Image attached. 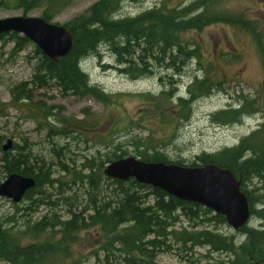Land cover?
Instances as JSON below:
<instances>
[{
  "label": "trees",
  "instance_id": "obj_1",
  "mask_svg": "<svg viewBox=\"0 0 264 264\" xmlns=\"http://www.w3.org/2000/svg\"><path fill=\"white\" fill-rule=\"evenodd\" d=\"M75 1L7 0L4 6L20 8L25 12L40 8L41 18L50 23ZM124 1L127 0H99L86 12L65 24L73 39V49L64 59L54 62L36 50L40 59L34 75L29 83H23L11 91V103L27 104L32 100L33 90L52 86L62 93L78 98L90 96L106 104L110 97L90 86L87 76L80 69L81 61L97 54L99 48L107 47L122 68L118 71L132 80L150 74L154 66L181 76L189 63L199 62L198 48L183 39L184 32L201 30L211 24L237 21L217 14L214 8L218 0H207L202 6L192 2L171 8L162 1L134 18L113 19ZM244 25L249 30L253 29L250 23ZM255 37L260 38V35L256 34ZM3 39L13 41L18 51L29 43L25 37L15 33L0 35V40ZM135 60L138 67L132 68ZM174 86L172 83L169 90L160 91V96L169 97L174 92ZM215 87L208 81L206 74L200 80H195L187 89V98H176L175 123L188 121L193 103L208 96ZM145 97L152 101L149 94ZM150 104L152 107H145L143 114L161 116L164 106L153 102ZM247 106L245 104L237 110L219 112L213 116V120L216 123H227L233 121L235 116L239 119L253 112L252 109L247 110ZM39 112L30 110V114ZM262 120L257 130L241 139L236 146L214 154L199 155L195 163L186 166L216 165L228 169L240 180L241 191L249 203L250 216L258 220L260 226L255 228L247 225L240 229L238 232L243 240L238 245L233 237L219 233L226 225L224 217L200 205L170 197L159 189L140 185L132 179L116 181L104 177L105 165L130 155L120 144L112 145L111 140L104 145L108 151L97 164L84 160L79 172L63 165L58 167L63 177L72 178L71 183L63 179L64 184L52 179L51 164L46 165L40 160L30 164L29 157L23 154V148L17 154H3L0 162L5 177L16 173L35 181L34 188L27 191L22 200L28 201L30 206H46L53 214L44 216L32 225L23 226L18 232L6 228L8 222L0 221V262L62 264L61 260L70 259L69 247L77 241L78 235L82 231L96 228L98 241L103 245L92 256L96 259L95 264H159L157 258L162 254H172L180 249L192 252L196 247L229 255L226 260L215 264H264V209L255 210L254 200L243 189L245 182L258 179L264 191V117ZM128 122V130L131 125L139 126L132 121ZM140 123L141 128L147 125V122ZM73 124L71 129L59 131L58 135L69 140L71 137L86 136L95 129V125H87L83 120ZM132 142L133 154L143 162L185 166L183 162H170L167 159L161 147L165 144L163 141L155 144L149 136L144 139L135 136ZM97 155L100 156L99 151ZM62 160L59 159L60 162ZM63 162L68 166L69 160L64 158ZM71 163V166L75 165ZM85 172L86 175H82ZM74 182L87 185V191L84 192L88 201L86 206H82L77 196H73V199L66 196L70 192L69 185H74ZM55 184L59 187L58 193L53 189ZM44 187L53 191L47 194L43 191ZM262 199L264 195L259 196L257 202ZM58 209L66 212L67 219L58 214ZM181 221L192 225L191 229L183 227ZM55 238L57 241L53 242ZM27 239L37 241L33 242V246L22 247L21 244ZM39 244L41 246L37 247ZM60 255L63 258H59Z\"/></svg>",
  "mask_w": 264,
  "mask_h": 264
},
{
  "label": "rangeland",
  "instance_id": "obj_2",
  "mask_svg": "<svg viewBox=\"0 0 264 264\" xmlns=\"http://www.w3.org/2000/svg\"><path fill=\"white\" fill-rule=\"evenodd\" d=\"M6 1L0 0V20L14 17L41 18L40 8L25 12L20 8L4 6ZM97 1L77 0L52 23L63 26L86 12ZM162 1L171 8L192 2H198L202 6L207 0L128 1L122 4L118 17L136 16ZM214 10L217 14L237 21L211 24L201 30L184 32L183 39L198 48L199 62L189 63L181 76L154 66L147 77L132 80L116 69L114 54L107 47L99 48L97 56L81 61V70L87 75L90 86L110 97L106 104L90 96L78 98L65 94L50 86L33 90L29 103L13 105L11 91L31 81L40 55L36 53V46L30 42L18 51V46L13 41L0 40V159L5 153L2 150L3 145L11 140L13 146L7 152L13 155L23 148V154L29 157L30 164L34 160L51 164L54 172L52 179L60 180L59 183L64 184L63 179L66 178L67 183H71L72 178L63 177V173L57 168L60 158L62 161L64 158L69 160L67 165L74 162L73 167L79 172L84 160L97 164L108 151L104 145L111 140L112 145L120 144L130 154L126 158L138 159L133 154L132 138L138 136L144 139L149 136L155 144L159 141L165 143L161 147L170 162H183L186 166L195 163V158L199 155L214 154L224 148L236 146L241 139L257 130L264 117V0H218ZM244 23H250L253 29L249 30ZM256 34L260 38H256ZM204 74L213 87L214 84L216 87L208 96L193 103L188 121L175 123L176 98H187V89ZM172 83L175 85L174 92L167 98L161 97L160 91L169 90ZM148 94L152 101L145 97ZM151 102L164 106L161 116L143 114L145 107H152ZM250 102L254 104L250 105ZM245 104L248 105L247 110H253L251 114L243 115L239 119L233 116L234 120L227 123H216L213 120L217 113L237 110ZM30 110L41 112L30 114ZM82 120L87 125H95V129L86 136L71 137L69 140L58 135L59 131L71 129L73 123ZM128 121L139 126L131 125L128 130ZM140 122H147L145 128H141ZM98 151L100 156L97 155ZM1 165L0 162V184L6 179ZM82 175H86V172ZM86 187L87 185H81L80 182H74V185H69L70 192L66 196H71V199L77 196L82 206H86ZM53 189L55 193L59 192L57 184ZM243 189L254 200L255 210L264 209V199L257 202V198L264 195L260 180L245 182ZM43 191L49 194L53 190L44 187ZM57 212L63 219H67L64 210L58 209ZM52 214L46 206H30L25 200L14 204L0 198V221L8 222L6 228L12 232H18L23 226L32 225ZM180 224L189 230L192 227L186 222L181 221ZM248 226L257 228L260 222L251 218ZM219 233L225 237H233L237 245L243 240L239 232L228 225L223 226ZM98 239L96 228L82 231L77 241L69 247L70 259L61 260L62 264H95L96 259L92 256L103 245ZM36 241L27 239L21 246H33ZM41 241L42 239L39 242ZM56 241L55 238L53 242ZM40 246L39 244L37 247ZM228 257L226 254L212 253L207 248L196 247L192 252L180 249L172 254H162L158 256L157 262L215 264ZM59 258H63V255Z\"/></svg>",
  "mask_w": 264,
  "mask_h": 264
},
{
  "label": "water",
  "instance_id": "obj_3",
  "mask_svg": "<svg viewBox=\"0 0 264 264\" xmlns=\"http://www.w3.org/2000/svg\"><path fill=\"white\" fill-rule=\"evenodd\" d=\"M15 33L25 37L51 61L67 57L73 49L70 32L43 18L14 17L0 20V35ZM13 144L7 140L4 152ZM103 175L111 180H134L140 185L159 189L168 196L187 203L200 205L224 217L226 225L234 231L247 226L250 208L241 183L228 169L216 165L185 167L176 164L147 163L129 157L107 164ZM33 178L11 174L0 184V198L14 204L22 201L27 191L33 189Z\"/></svg>",
  "mask_w": 264,
  "mask_h": 264
},
{
  "label": "bare ground",
  "instance_id": "obj_4",
  "mask_svg": "<svg viewBox=\"0 0 264 264\" xmlns=\"http://www.w3.org/2000/svg\"><path fill=\"white\" fill-rule=\"evenodd\" d=\"M98 1H99V0H98ZM98 1H97V2H98ZM128 1H135V0H127V1L122 2V3L120 4V7H119L118 11L113 15V19L116 20V19L120 18V17H118V12L120 11L122 4L125 3V2H128ZM95 3H96V2H95ZM154 6H155V5H154ZM154 6H153V7H154ZM153 7H152V8H153ZM150 9H151V8H150ZM147 10H149V9H147ZM147 10H144L143 12H145V11H147ZM141 13H142V12H141ZM141 13H140V14H141ZM138 15H139V14H138ZM138 15H136V16H138ZM136 16H129V18H134V17H136ZM121 18H126V17H121ZM63 26L65 27V25H63ZM65 28H66V27H65ZM66 29H67V28H66ZM67 30H68V29H67ZM97 55H98V53L95 54V55H93V56H97ZM131 66H132V68L135 67V66L138 67L136 60L133 61V64H132ZM120 68H121V67H120L119 64L117 63V68H116V69L118 70V69H120ZM80 69H81V66H80ZM81 72H82L84 75H86V74L83 72V70H81ZM150 74H151V73H150ZM150 74H146L145 76H142V77H147V76L150 75ZM86 76H87V75H86ZM142 77H140V78H142ZM87 78H88V77H87ZM140 78H138V79H140ZM138 79H137V80H138ZM61 165H63L65 168L68 167V168H70V169H72V170H76L73 166H71V165L66 166L65 162H63V161L60 162V161H59V162H58V166L60 167ZM185 167H186V165H185ZM57 168H58V167H57ZM58 169H59V168H58ZM59 171H60V170H59ZM50 172H51L52 175L54 174V172L51 170V167H50ZM233 175H234V174H233ZM116 181H118V180H116ZM239 181H240V180H239ZM108 188H109V187H108ZM108 188H107V189H108ZM249 208H250V207H249ZM242 228H243V227H242ZM242 228H241V229H242ZM239 230H240V229H239ZM239 230H237V232H238Z\"/></svg>",
  "mask_w": 264,
  "mask_h": 264
}]
</instances>
